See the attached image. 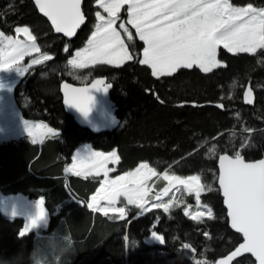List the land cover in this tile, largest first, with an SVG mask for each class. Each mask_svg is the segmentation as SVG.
Wrapping results in <instances>:
<instances>
[{
  "label": "trees",
  "instance_id": "obj_1",
  "mask_svg": "<svg viewBox=\"0 0 264 264\" xmlns=\"http://www.w3.org/2000/svg\"><path fill=\"white\" fill-rule=\"evenodd\" d=\"M95 1L84 0L87 21L68 39L54 32L33 0H0V29L12 35L15 27L27 26L41 52L53 57L24 74L14 87V100L24 118L43 121L59 133L36 144L26 135L0 140V192L20 193L31 200L43 198L49 214L48 225L40 234L30 231L20 237L24 218L0 211V256L23 253L27 264L38 239L66 231L77 250L70 264H215L242 240L228 226L216 185L217 158L227 152H240L246 160L264 157V50L230 53L220 47L218 59L223 65L211 72L193 66L153 76L148 65L139 63L144 42L127 23L123 7L120 19L131 35L126 44L133 59L118 66L96 64L82 69L89 79L80 81L69 73L67 61L92 31ZM230 2L264 8V0ZM97 76L112 84L110 98L120 123L110 132L94 133L80 126L62 101L63 81L82 84ZM248 89L252 90L251 103L245 99ZM82 143L104 152L115 149L120 158L118 172L147 162L157 173L199 175L206 186L201 200L215 218L194 222L182 216L181 206L167 214L152 211L142 216H135L132 209L124 219L93 212L87 200L99 186L100 177L64 172ZM152 230L164 238L163 243L144 240ZM184 244L190 248L184 249ZM231 264H253V260L241 256Z\"/></svg>",
  "mask_w": 264,
  "mask_h": 264
},
{
  "label": "snow or ice",
  "instance_id": "obj_2",
  "mask_svg": "<svg viewBox=\"0 0 264 264\" xmlns=\"http://www.w3.org/2000/svg\"><path fill=\"white\" fill-rule=\"evenodd\" d=\"M96 3L107 15L96 12L95 30L85 47L77 50L68 61L72 68L85 69L96 64L122 65L133 59L120 31L114 26L124 5H127V23L135 28L139 39L145 44L139 63L150 66L153 76L171 75L179 68L190 69L193 66L204 73L211 72L221 66L217 60V49L221 45L230 53L255 54L258 49L264 50V8L253 7L251 3L244 7H237L230 0H96ZM35 5L51 21L55 32L67 37H73L85 22L81 0H35ZM119 29L128 32L123 22L119 24ZM15 32L17 36L23 33L25 39H14L0 32V69H14L24 76L32 66L53 59L47 53H41L36 37L28 27H17ZM128 39L131 40V35ZM64 51H68L67 46ZM32 53L39 55L22 67L20 62ZM111 87L103 79L93 80L90 87L77 88L65 83L64 103L87 117L94 104L91 91L106 93ZM251 96L252 90L248 89L245 92L248 103H251ZM25 125L33 144L43 143L47 136L59 135L45 123L29 124L25 121ZM119 159L115 151L103 153L86 147L84 151L78 150L64 169L65 173L76 177L95 178L103 174L100 186L87 203L93 212L105 217L113 214L118 219L128 215L129 206L137 209L138 215L152 209H163L164 213H168L171 207L178 206L175 198L167 203L162 200L173 189L194 194L197 205L200 204L201 192L206 186L201 184L199 175L180 177L169 175L166 171L162 178L168 181V186L156 193L155 201L149 208L152 193L149 181L157 175L156 170L147 163H141L133 171L110 178L109 173L115 169L109 168L108 164L118 163ZM218 182V191L222 192L231 227L242 233L244 239V243L219 260L218 264H230L241 251L251 253L258 264H264V159L246 162L240 152H236L234 157L222 155L219 157ZM208 190L212 189L208 187ZM44 203L43 199L37 201V214L24 225L20 237L46 218L48 213ZM203 207L206 209L204 212H189L185 207L184 215L197 222H203L205 216L214 219L212 209L207 205ZM204 235L207 237L208 233ZM151 237L164 242V238L155 231ZM183 247L189 249L190 245L184 244ZM196 264L208 262L196 261Z\"/></svg>",
  "mask_w": 264,
  "mask_h": 264
},
{
  "label": "rangeland",
  "instance_id": "obj_3",
  "mask_svg": "<svg viewBox=\"0 0 264 264\" xmlns=\"http://www.w3.org/2000/svg\"><path fill=\"white\" fill-rule=\"evenodd\" d=\"M94 5L97 7V10L94 11V18L95 19H94V22L91 25L92 26V31L95 30L94 25L97 22L96 21V12L99 11L102 15H105V16L107 15V13H105L103 11V9L100 8V6L96 3V1L94 2ZM235 6L244 7L246 5H242V6L235 5ZM123 7H126V9H127V5H124ZM123 7L121 8L120 13H121ZM256 8H258V7H256ZM120 13H119V19L117 20L116 25H114V26L117 28L118 31H120L121 37L124 40L125 45L127 46L126 38H128V36H129L128 35L129 31L125 34L122 29H119V24L122 23V21L120 19ZM127 21H128V15H127ZM17 27H27V26H17ZM17 27H15V29ZM15 29H14V33H12V35L5 34L1 29H0V32H3L5 34V36H12L14 39L24 40L25 39V35L23 33H21V34H19V36H17V34L15 32ZM133 29L135 31L136 37L139 38L138 34L136 33L135 28H133ZM92 31H91V33H92ZM91 33L86 38V41L84 42V44L73 51V53L69 57L68 61L75 55V52L77 50L85 47L89 37L91 36ZM36 43H37V40H36ZM37 45H38V43H37ZM144 47H145V44H144ZM220 47H223V45L219 46L218 49H217V60L218 61H220L218 59V50H219ZM6 50H8V49H6ZM41 53H45V52H41ZM47 54L50 55L49 53H47ZM37 55H39V54L38 53H32L31 56H25L24 59L20 62L21 66L22 67L23 66H27L29 64V62L31 61V59L36 58ZM141 57L143 58V49H142V52H141ZM68 61H67V65H68ZM111 65L118 66V65H115V64H111ZM220 65H223V63L221 61H220ZM90 66H93V65H89L88 67H90ZM68 68H69L68 70H70L69 73L72 75V77L74 79H77V80H80V81H86L87 79H89V74L88 73H84V72L81 73L80 72L82 69H75V68H72L70 65H68ZM22 77L23 76H20L14 69H9V70L0 69V140L7 139V138H12V137H18V136H21V135L22 136L26 135L27 137H29L27 132H26V130H25V128H26L25 121H28L29 124L45 123V122L40 121V120L26 119V118H24L22 116V114L20 112V109H19V107L17 106V104H16V102L14 100V93H13L15 85L22 79ZM54 130L57 132L56 129H54ZM86 147L90 148L92 151H98V152H103V153H110L112 151L116 152L115 149L107 151V152L96 150V149H93L89 143H82L73 151L72 156L75 155L78 150L79 151H84ZM142 163H147V162H142ZM116 166H117V163L113 164V163L110 162L108 164L109 168L115 169L114 171L109 173L110 178H115V176L122 175V174L125 173V172H118L117 169H116ZM137 167H135L134 169L129 170V171H133ZM149 167L153 168L150 165H149ZM166 171L169 173V175H175V174L170 173L168 170H164L161 173H157L156 172L157 175L153 176L152 179L149 181V186L152 188V193L150 194L149 203H148V207L149 208H151V204L155 201L156 193L160 192L164 187L168 186V181H166V180H164L162 178L163 173H165ZM126 172H128V171H126ZM67 174L68 175H73L71 173H67ZM193 175H197V174H193ZM193 175H189V176H193ZM176 176H179V175H176ZM82 177H84V176H82ZM88 177H93V176H88ZM99 177H100V181H101L103 179V174L101 173V175ZM180 177H188V176H180ZM201 184L204 185V182H203L202 179H201ZM99 186H100V184H99ZM204 191H202L201 194H203ZM94 193H92L89 196V198L87 200V203L90 202L91 196ZM188 196H190V197H188ZM22 197L25 200L24 202H21V201L17 200V199H20L19 197H17V195H2V193H0V211L3 212L4 214L17 215V216H20V217L24 218V225H25L26 223H29L30 220L33 217L36 216V214H37V201H39L40 199H43V198H39L37 200H31V199H28V198H26L24 196H22ZM173 197L175 198V201H176L178 206L171 207L168 213H170L172 210H174V209H176V208L181 206V208H182V210H181L182 216L190 219L189 216H185L184 215L185 207H188V211L189 212H197V211L204 212V211H206V209L203 207L206 204L202 202L201 196H200V204L197 205L196 200H195V195L194 194L190 195L187 191H184V190L176 191L175 189H173L169 193L168 196L163 198L162 202L163 203H167V201L169 199H173ZM118 206H124V205L123 204H118ZM207 207L209 208V206H207ZM129 209L130 210H132V209L135 210V216H142V215H138V210L135 209L134 207L129 206ZM45 210H46V208H45ZM152 211L164 213L163 209H152L150 212H152ZM46 212H47V210H46ZM148 213H146V214H148ZM165 214H167V213H165ZM204 218H207V216H205ZM48 221H49V214L46 216L45 219L40 220L35 227L31 228L30 231H33L35 233L42 232L43 229L46 228V226L48 225ZM157 222H158V219L155 220L156 224H157ZM194 222H197V221H194ZM23 228H24V226H23ZM152 232H153V230L150 231V234L144 240L147 243H150V244L151 243H159V241H156V240L152 239V237H151V233ZM156 233H157V235L160 236V234L158 232H156ZM38 240H40V239H38Z\"/></svg>",
  "mask_w": 264,
  "mask_h": 264
},
{
  "label": "water",
  "instance_id": "obj_4",
  "mask_svg": "<svg viewBox=\"0 0 264 264\" xmlns=\"http://www.w3.org/2000/svg\"><path fill=\"white\" fill-rule=\"evenodd\" d=\"M83 1L84 0H81V11H82V2ZM34 2H35V0H34ZM82 13H83V11H82ZM40 14L42 16H44L43 13L40 12ZM44 17L51 24V21L46 16H44ZM85 22H86V17H85ZM84 23L76 30V34L79 32V30L82 28V26L85 25ZM51 26H52V24H51ZM52 28L54 29L53 26H52ZM54 31H55V29H54ZM57 34H61V35L65 36L63 33H57ZM76 34L73 37H75ZM65 37H67V36H65ZM73 37H67V38L68 39H72ZM97 79H103L105 81V84H111L110 82H108L107 78L104 77V76H97L93 80H97ZM93 80H91L90 82L82 83V84H75V83H72V82L63 81L61 83V85H60V92H61V95H62L63 105L65 107V110L70 115H72L74 117V120L80 126L87 127L89 129H91L94 133H101V132H106V131L110 132V131L114 130L115 128H117L119 123H120V120H119V118L116 115L115 104L112 101V99L110 98V90H111L112 87L109 88L106 93L103 92V91H97V90H92L91 91L90 94L93 95V97H94V104L91 106V111H90V113L88 114L87 117H85L82 113H80L76 108H74L72 106H67L64 103L63 85L65 83L71 85L72 87H77V88L78 87H86V86L90 87L91 86V82ZM113 121H115V122H113ZM222 155H228V154H221V155H219V157L222 156ZM228 156L234 157L233 155H228ZM219 157H218V162H217L218 175H219ZM261 159H264V157L253 159V160H245V161L246 162H255V161H258V160H261ZM216 185L219 188L218 176H217V179H216ZM69 194H70V192H69ZM220 195H221L222 200H223L222 192H220ZM75 201L79 202V203H83V200H81V199H75ZM223 205H224L225 210H226V217H227V222H228V226H229L230 230H232L234 233L239 234L241 236L242 240L237 244V246L234 249H232L230 252H228L227 254L222 256L221 258L217 259L215 264H218L219 260L224 259L226 256L230 255L231 252L235 251L236 248L239 247L240 244L244 243V239H243L242 233H238L235 229H233L231 227V220H230V217H228V215H227V206L224 203H223ZM241 256H250L252 258V260H253V264H258V261L256 260V258L251 253H245L243 251H241L240 255H238L237 257H234L233 260H235V259H237V258H239ZM231 262H230V264H231Z\"/></svg>",
  "mask_w": 264,
  "mask_h": 264
},
{
  "label": "clouds",
  "instance_id": "obj_5",
  "mask_svg": "<svg viewBox=\"0 0 264 264\" xmlns=\"http://www.w3.org/2000/svg\"><path fill=\"white\" fill-rule=\"evenodd\" d=\"M76 242L66 231L36 241L27 256V264H70L77 254ZM0 264H24L23 253L12 257L0 256Z\"/></svg>",
  "mask_w": 264,
  "mask_h": 264
},
{
  "label": "crops",
  "instance_id": "obj_6",
  "mask_svg": "<svg viewBox=\"0 0 264 264\" xmlns=\"http://www.w3.org/2000/svg\"><path fill=\"white\" fill-rule=\"evenodd\" d=\"M141 59H142V57H141ZM150 67V66H149ZM1 193V192H0ZM2 195H4V194H2ZM9 195H17V197H19L20 199H17V200H19V201H21V202H24L25 200H24V198L22 197V196H24V195H22V194H20V193H16V194H9ZM24 197H26V196H24ZM27 198V197H26ZM28 202V201H27ZM9 216L10 217H15V216H17V215H10L9 214Z\"/></svg>",
  "mask_w": 264,
  "mask_h": 264
},
{
  "label": "bare ground",
  "instance_id": "obj_7",
  "mask_svg": "<svg viewBox=\"0 0 264 264\" xmlns=\"http://www.w3.org/2000/svg\"><path fill=\"white\" fill-rule=\"evenodd\" d=\"M33 1H34V0H33ZM83 2H84V1H83ZM83 2H82V5H83ZM34 3H35V2H34ZM35 6H36V5H35ZM36 8H37V7H36ZM37 10H38V8H37ZM38 11H39V10H38ZM82 11H83V9H82ZM39 13H40V12H39ZM83 14H84V12H83ZM85 17H86V16H85ZM47 21H48V20H47ZM86 21H87V18H86ZM48 22H49V21H48ZM49 23H50V22H49ZM85 23H86V22H85ZM85 23H84V24H85ZM50 25H51V24H50ZM83 26H84V25H83ZM83 26H82V27H83ZM51 27H52V26H51ZM53 30H54V29H53ZM54 32H55V31H54ZM55 33H56V32H55ZM56 34H57V33H56ZM59 35H61V34H59ZM94 78H95V77H94ZM94 78H93V79H94ZM93 79H92V80H93ZM90 81H91V80H90ZM90 81H89V82H90ZM115 129H116V128H115ZM221 154H228V152H227V153H221ZM221 154H219V155H221ZM228 155H233V154H228ZM233 156H234V155H233ZM241 156H243V155H241ZM218 157H219V156H218ZM243 157H244V156H243ZM244 159H245V158H244ZM245 160H246V159H245ZM217 162H218V158H217ZM217 169H218V168H217ZM217 176H218V175H217ZM223 207H224V205H223ZM49 232H50V231H49Z\"/></svg>",
  "mask_w": 264,
  "mask_h": 264
}]
</instances>
